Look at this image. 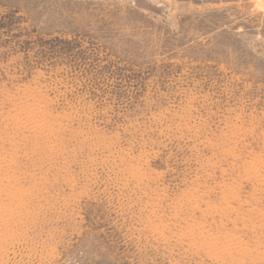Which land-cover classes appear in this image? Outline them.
Wrapping results in <instances>:
<instances>
[{"label": "rangeland", "instance_id": "1", "mask_svg": "<svg viewBox=\"0 0 264 264\" xmlns=\"http://www.w3.org/2000/svg\"><path fill=\"white\" fill-rule=\"evenodd\" d=\"M0 264H264V0H0Z\"/></svg>", "mask_w": 264, "mask_h": 264}]
</instances>
